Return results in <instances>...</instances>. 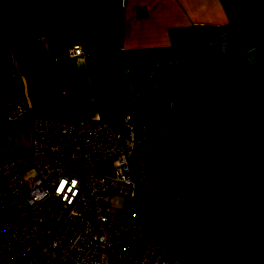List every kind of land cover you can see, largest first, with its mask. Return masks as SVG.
<instances>
[{
	"label": "crops",
	"instance_id": "obj_1",
	"mask_svg": "<svg viewBox=\"0 0 264 264\" xmlns=\"http://www.w3.org/2000/svg\"><path fill=\"white\" fill-rule=\"evenodd\" d=\"M193 23L226 28L172 108L174 216L143 232L185 264H264V0H0V132L12 104L131 127L129 67H166L168 29Z\"/></svg>",
	"mask_w": 264,
	"mask_h": 264
},
{
	"label": "built area",
	"instance_id": "obj_2",
	"mask_svg": "<svg viewBox=\"0 0 264 264\" xmlns=\"http://www.w3.org/2000/svg\"><path fill=\"white\" fill-rule=\"evenodd\" d=\"M64 54L83 51L75 46ZM26 112L12 104L5 122ZM27 114L32 177H20L11 134L0 132V264H185L143 232L117 127ZM102 159H110L112 178L97 175L94 162ZM116 196L121 205H108Z\"/></svg>",
	"mask_w": 264,
	"mask_h": 264
},
{
	"label": "rangeland",
	"instance_id": "obj_3",
	"mask_svg": "<svg viewBox=\"0 0 264 264\" xmlns=\"http://www.w3.org/2000/svg\"><path fill=\"white\" fill-rule=\"evenodd\" d=\"M192 47L193 51H198L189 55L185 64L182 62L184 58L176 64L174 59L166 67L160 63H150L140 66L138 70L136 67L128 74L127 81L132 86L131 103L137 104L131 113V124L134 126L132 146H128L126 129L118 125V130L131 172L133 194L144 232L153 231L162 219L172 217L168 200L172 197V183L176 182V179L171 178L170 173L177 175V170L171 161L175 146L171 144L173 140L170 137V129L180 125L176 119L178 114L172 110L173 103L180 101L178 92L183 89V85H179L181 69L187 67L197 54L206 52L201 43H193L190 48ZM187 49L188 47H185L184 51ZM192 67L190 73L197 65L194 63ZM30 118V115L22 114L7 126L11 134L14 162L23 180L33 176L27 152L31 138ZM94 169L98 176L112 178L110 159L95 161ZM121 202V198L116 196L107 204L119 207Z\"/></svg>",
	"mask_w": 264,
	"mask_h": 264
},
{
	"label": "trees",
	"instance_id": "obj_4",
	"mask_svg": "<svg viewBox=\"0 0 264 264\" xmlns=\"http://www.w3.org/2000/svg\"><path fill=\"white\" fill-rule=\"evenodd\" d=\"M226 28L224 25H212V24H198V23H193L190 25L186 26H176V27H170L168 29V36H169V42L171 47H173V52L172 55L169 58V61H175L178 62L180 59H182V50L185 49L190 43L198 41L200 43H206L209 42L212 39H216V37L220 34V32ZM187 57L182 60L183 64L187 62L185 60ZM215 59V55L212 54V52L209 50H206V52H201L196 55V58L189 64L187 67H183L180 72L179 76V85H183V89L178 92V97L182 99L185 95V92L191 82V80L202 70L205 68L207 64H209L212 60ZM196 64L197 67L193 72L190 73L191 68H193V64ZM150 63L142 64L143 65H148ZM0 66H7V55L6 53H2L0 55ZM132 68V69H130ZM135 67H129L130 70H133ZM186 88V90H185ZM185 91V92H184ZM184 92V93H183ZM182 96V97H180ZM176 101H174L173 104H175ZM182 115V110L180 111ZM67 116L65 115L63 117ZM172 132V131H171ZM170 132V133H171ZM132 143H133V138H132ZM170 200V199H169ZM168 200V202H169ZM170 216H174L171 214ZM177 216V214H175Z\"/></svg>",
	"mask_w": 264,
	"mask_h": 264
}]
</instances>
